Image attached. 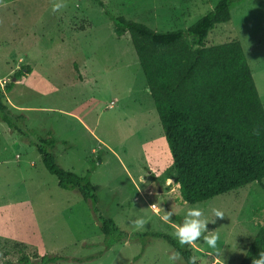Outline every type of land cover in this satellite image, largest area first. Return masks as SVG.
<instances>
[{"label": "rangeland", "instance_id": "374dc122", "mask_svg": "<svg viewBox=\"0 0 264 264\" xmlns=\"http://www.w3.org/2000/svg\"><path fill=\"white\" fill-rule=\"evenodd\" d=\"M0 0V85L4 102L25 117L20 132L0 122V264L59 255L61 264H186L155 234L175 240L199 207L206 230L189 244L200 264H241L264 226V190L253 183L196 205L185 203L154 101L130 36L117 37L105 15L158 33L188 30L220 0ZM55 3L65 6L53 11ZM187 42L196 48L192 39ZM238 42L264 106V0H243L205 47ZM23 71L18 81L14 74ZM52 137L60 167L90 174L98 209L123 240L97 260L99 225L76 191L58 187L34 144ZM264 185V181H263ZM223 212L215 217L212 209ZM171 213L168 221L161 217ZM143 217L145 225L135 228ZM219 234L218 252L206 239ZM169 257H174L173 261ZM83 263H80V262Z\"/></svg>", "mask_w": 264, "mask_h": 264}, {"label": "trees", "instance_id": "16d2710c", "mask_svg": "<svg viewBox=\"0 0 264 264\" xmlns=\"http://www.w3.org/2000/svg\"><path fill=\"white\" fill-rule=\"evenodd\" d=\"M103 9L101 0H94ZM243 0H220L214 10L188 30L158 33L148 26L125 17L105 15L114 24L117 37L130 36L144 73L148 91L154 101L165 140L168 144L183 201L189 205L207 202L253 183L264 190V106L259 95L244 48L238 42L205 47L209 34L232 20V10ZM192 39L196 48L190 46ZM23 71L14 74L19 80ZM0 85V122L20 132L23 115L13 118L4 102ZM57 142L49 133L34 147L45 169L58 181L61 190L76 191L89 205L103 236V247L97 260L123 240L124 234L114 220L98 209L99 197L90 174L79 176L60 167L53 151ZM166 241L186 264L193 255L189 244L164 235ZM17 262L6 264H61L69 261L59 255L30 257L20 246ZM264 251L262 226L241 264H252V258ZM80 262V261H79ZM83 263V262H80ZM195 264H200L195 260Z\"/></svg>", "mask_w": 264, "mask_h": 264}, {"label": "clouds", "instance_id": "9594fccd", "mask_svg": "<svg viewBox=\"0 0 264 264\" xmlns=\"http://www.w3.org/2000/svg\"><path fill=\"white\" fill-rule=\"evenodd\" d=\"M65 5L63 3H55L53 5V11H57L63 8ZM212 213L215 217H223V212L219 209L213 208ZM171 213H167L163 217H161L164 221H168ZM203 213L199 207L193 208L188 212V216L192 217V219L186 220L185 223L179 227L175 236L177 237L180 245L191 244L196 241L200 236L202 231L206 230L207 221L204 219H200ZM136 229H142L145 225V219L140 217L135 222ZM219 234L214 232L212 235L207 237L206 242L207 246L212 249L214 252L219 254L217 241L219 240ZM174 257H169L170 261H173ZM196 256H192L189 260V264H195ZM219 264V261L217 262ZM252 264H264V251H260L258 253V258H252Z\"/></svg>", "mask_w": 264, "mask_h": 264}, {"label": "crops", "instance_id": "0c3cea01", "mask_svg": "<svg viewBox=\"0 0 264 264\" xmlns=\"http://www.w3.org/2000/svg\"><path fill=\"white\" fill-rule=\"evenodd\" d=\"M258 231H259V230H258ZM258 231H257V233H258ZM257 233L255 234V237H256ZM253 240H254V239H253Z\"/></svg>", "mask_w": 264, "mask_h": 264}]
</instances>
